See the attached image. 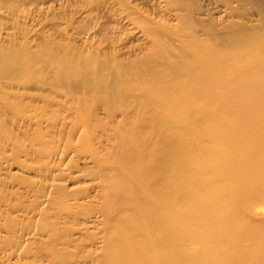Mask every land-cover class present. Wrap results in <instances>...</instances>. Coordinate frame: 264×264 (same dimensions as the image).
<instances>
[{
  "label": "bare ground",
  "instance_id": "6f19581e",
  "mask_svg": "<svg viewBox=\"0 0 264 264\" xmlns=\"http://www.w3.org/2000/svg\"><path fill=\"white\" fill-rule=\"evenodd\" d=\"M182 24L177 56L153 29V49L129 66L95 53L81 60L51 50L1 54L0 111L29 108L56 131L71 112L73 126L86 130L81 150L110 176L100 209L112 226L100 264H264V228L245 212L264 192V31L229 35L222 50ZM34 79L62 88L63 100L16 108L2 81ZM101 108L106 121L96 118ZM96 137L112 149L95 147ZM35 138L42 144L35 154L57 155Z\"/></svg>",
  "mask_w": 264,
  "mask_h": 264
},
{
  "label": "rangeland",
  "instance_id": "374dc122",
  "mask_svg": "<svg viewBox=\"0 0 264 264\" xmlns=\"http://www.w3.org/2000/svg\"><path fill=\"white\" fill-rule=\"evenodd\" d=\"M184 21L187 34L226 50L229 35H261L264 0H0V57L51 50L81 60L95 53L100 61L129 66L153 49V29L177 56L186 35L181 32ZM50 70L51 65L36 73ZM2 83L16 108L63 100L62 88L42 86L36 79ZM36 114L29 108L11 117L0 111V264H81L84 259L100 264L96 257L104 255L112 226L100 209L110 176L99 172L90 150H81L86 130L73 126L71 112H65L57 131ZM40 116L46 123L38 121ZM96 116L106 121L104 109ZM121 118L119 114L117 120ZM39 134L47 150H58L56 156L32 151L42 149L35 138ZM103 139L96 137L94 146L110 151ZM245 212L264 228V192L245 204Z\"/></svg>",
  "mask_w": 264,
  "mask_h": 264
}]
</instances>
